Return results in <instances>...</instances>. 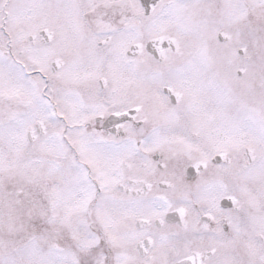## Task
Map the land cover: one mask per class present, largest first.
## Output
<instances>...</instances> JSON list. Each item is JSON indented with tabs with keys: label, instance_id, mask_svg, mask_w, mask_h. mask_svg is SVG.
I'll return each mask as SVG.
<instances>
[{
	"label": "snow or ice",
	"instance_id": "6c2138e0",
	"mask_svg": "<svg viewBox=\"0 0 264 264\" xmlns=\"http://www.w3.org/2000/svg\"><path fill=\"white\" fill-rule=\"evenodd\" d=\"M0 264H264V0H0Z\"/></svg>",
	"mask_w": 264,
	"mask_h": 264
}]
</instances>
